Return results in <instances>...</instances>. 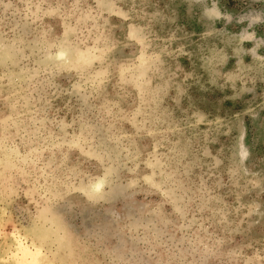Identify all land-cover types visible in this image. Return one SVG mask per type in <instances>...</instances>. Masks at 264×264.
Masks as SVG:
<instances>
[{"label": "rangeland", "instance_id": "374dc122", "mask_svg": "<svg viewBox=\"0 0 264 264\" xmlns=\"http://www.w3.org/2000/svg\"><path fill=\"white\" fill-rule=\"evenodd\" d=\"M0 264H264V0H0Z\"/></svg>", "mask_w": 264, "mask_h": 264}, {"label": "bare ground", "instance_id": "6f19581e", "mask_svg": "<svg viewBox=\"0 0 264 264\" xmlns=\"http://www.w3.org/2000/svg\"><path fill=\"white\" fill-rule=\"evenodd\" d=\"M56 59H64V60H68V56H67L66 52H64V51H60V52L57 54ZM95 187H96V189L98 190V189H100V188L102 187V184H99V185H97V186H95ZM23 252H24V254H27V253H28L27 250H26L25 248H23ZM34 259H35V258H34Z\"/></svg>", "mask_w": 264, "mask_h": 264}]
</instances>
